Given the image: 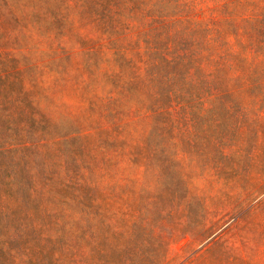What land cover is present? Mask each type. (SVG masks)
Returning a JSON list of instances; mask_svg holds the SVG:
<instances>
[{
  "label": "rangeland",
  "instance_id": "1",
  "mask_svg": "<svg viewBox=\"0 0 264 264\" xmlns=\"http://www.w3.org/2000/svg\"><path fill=\"white\" fill-rule=\"evenodd\" d=\"M236 1L0 0V264H264V0Z\"/></svg>",
  "mask_w": 264,
  "mask_h": 264
},
{
  "label": "trees",
  "instance_id": "2",
  "mask_svg": "<svg viewBox=\"0 0 264 264\" xmlns=\"http://www.w3.org/2000/svg\"><path fill=\"white\" fill-rule=\"evenodd\" d=\"M235 4H246L243 0H238L236 1ZM244 7V6H241ZM246 9V8H245ZM257 73H262L260 71H252V73H249V75L246 79H245V83H248L249 85L251 84H255V83H260L264 81V77H254L253 75H257ZM263 74V73H262ZM264 75V74H263ZM228 84L232 85L230 82H227ZM205 253H194L191 256H189L186 260H184L182 263L180 264H203V260L201 259L202 256H204ZM220 255H221V259L225 260L227 262V264H249L247 262L241 261V260H236V259H232L230 258L227 254H225L224 252L220 251Z\"/></svg>",
  "mask_w": 264,
  "mask_h": 264
}]
</instances>
